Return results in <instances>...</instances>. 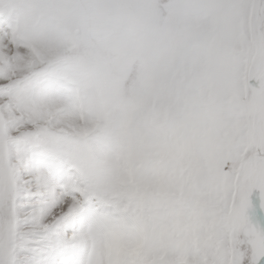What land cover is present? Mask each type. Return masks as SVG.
Segmentation results:
<instances>
[{"label": "snow or ice", "instance_id": "obj_1", "mask_svg": "<svg viewBox=\"0 0 264 264\" xmlns=\"http://www.w3.org/2000/svg\"><path fill=\"white\" fill-rule=\"evenodd\" d=\"M0 264H264V0H0Z\"/></svg>", "mask_w": 264, "mask_h": 264}]
</instances>
